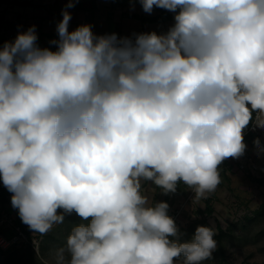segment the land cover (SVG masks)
Here are the masks:
<instances>
[{
  "label": "clouds",
  "instance_id": "clouds-1",
  "mask_svg": "<svg viewBox=\"0 0 264 264\" xmlns=\"http://www.w3.org/2000/svg\"><path fill=\"white\" fill-rule=\"evenodd\" d=\"M76 0H68L67 8ZM135 3L136 0H131ZM174 13L162 33L69 31L55 50L35 26L0 47V179L30 230L46 235L75 213L55 264H202L216 232L190 240L151 202L183 183L199 201L219 168L244 155V130L264 129V0H138ZM254 144L262 153L259 139Z\"/></svg>",
  "mask_w": 264,
  "mask_h": 264
},
{
  "label": "rangeland",
  "instance_id": "rangeland-1",
  "mask_svg": "<svg viewBox=\"0 0 264 264\" xmlns=\"http://www.w3.org/2000/svg\"><path fill=\"white\" fill-rule=\"evenodd\" d=\"M257 155L261 160L258 174L251 175L240 171L237 162L242 158H229L228 162H233L234 165L220 166L224 173H220L221 183L214 192L197 201L192 190L188 189L184 206V203L169 204L172 213H179L175 222L178 230H189L198 222H204L205 225H201H208L215 230L217 248L212 258L202 264H264V153L258 149L257 152H252L251 158L256 160ZM0 183L3 185L2 179ZM149 191L142 186V194L149 198L150 203L164 202V194L160 193L161 190L154 184H151ZM208 202L212 213L207 212ZM199 211L205 213L199 214ZM79 223L86 221H81L80 217L73 213L66 216L63 224L54 225L46 235L31 230L32 237L37 241L34 251L38 258L45 264H55V252L66 245L72 227ZM10 233L13 234L12 231ZM18 248L22 247L3 249V252L6 255ZM176 264H184V257H180Z\"/></svg>",
  "mask_w": 264,
  "mask_h": 264
},
{
  "label": "crops",
  "instance_id": "crops-1",
  "mask_svg": "<svg viewBox=\"0 0 264 264\" xmlns=\"http://www.w3.org/2000/svg\"><path fill=\"white\" fill-rule=\"evenodd\" d=\"M67 4L68 0L0 1V42H14L19 33L26 32L30 27L35 26L37 45L41 48L49 47L55 50L56 46L50 44V41L58 39L57 26L63 19V11L67 8ZM159 10L154 8L151 14L146 13L141 4L133 3L131 0L126 2L123 0H76L73 7L67 8V11L71 13L69 31L89 24L92 26V31L98 36L115 33L118 37H132L134 33L152 31L162 33L174 23V20L148 21V19L159 16ZM2 46L3 44L0 43V47ZM257 139H259L260 145L264 146V133L256 137ZM244 143L246 150L243 156H251L252 152H257L258 148L254 144V140H245ZM256 161L260 165L261 160L258 155ZM229 164L234 165L233 162ZM151 184L147 181L142 182V186L148 192H150ZM159 190L161 189L159 188ZM160 193H163L162 190ZM169 195L170 198H173L171 194ZM155 197L156 194L153 195V199ZM163 197L166 195L164 194ZM184 199L181 197L178 200L177 198L175 204L181 205L184 203Z\"/></svg>",
  "mask_w": 264,
  "mask_h": 264
},
{
  "label": "trees",
  "instance_id": "trees-1",
  "mask_svg": "<svg viewBox=\"0 0 264 264\" xmlns=\"http://www.w3.org/2000/svg\"><path fill=\"white\" fill-rule=\"evenodd\" d=\"M0 1H2V0H0ZM123 1L126 2L129 0H123ZM136 3H139L138 0H136ZM158 9H160V8H158ZM159 12H160L159 16H157L154 19H148V21L150 20L153 22H166V21L174 20L173 19L174 13L169 12V11L164 10V9H160ZM0 43L4 44L6 42L4 41V42H0ZM258 136L259 135H249L245 140H254L255 141L256 137H258ZM226 164L228 167H232L229 164L228 159H226L224 161V163H222L221 166L226 165ZM260 169H261V166H259V164H258V169L256 170L255 173L252 174L250 172H247V174H251V175H255L256 173L258 174ZM219 171H220V173H224L223 168H221V167L219 168ZM263 172H264V170H263ZM187 189H188V187L186 185H184L182 182L178 183L176 191L174 193L166 194L164 202H167V204L169 205L172 202H176L177 198H178V200H180L181 197L186 198L188 196V194H187L188 190ZM169 194H171L173 198H170ZM11 196H12V193H10L0 183V219H2L4 216H10V215L14 216L15 217V226L21 227L22 229H24V231L28 235H30L31 234L30 228L21 221V219L18 215V210L13 208L11 205ZM174 197H176V198H174ZM184 201H185V199H184ZM209 205H210V202H208V204H207V208H206L207 212L212 213L213 212L212 207ZM204 213H205V211H199V214H204ZM168 215L172 218L174 216V213L171 212L170 208L168 209ZM196 223H194V224H196ZM201 224L205 225L204 222L203 223L198 222L195 226H192V228L189 230L188 229L187 230L186 229L179 230V232L181 233V240H185V241L188 240L190 235L195 232V228H197V226H199ZM10 231H12L14 234V228L13 227L9 226L6 223L0 225V234L6 235V236L8 235L10 237L13 235V234L11 235ZM30 238L32 239L31 235H30ZM12 248H14V247H12ZM42 248H43V246H42ZM3 251L4 250L0 248V264H45V263H43V261L41 259L38 258L37 253L34 251L33 247L29 244L27 246H23L22 248H18V250L15 249L6 255L4 254Z\"/></svg>",
  "mask_w": 264,
  "mask_h": 264
},
{
  "label": "built area",
  "instance_id": "built-area-1",
  "mask_svg": "<svg viewBox=\"0 0 264 264\" xmlns=\"http://www.w3.org/2000/svg\"><path fill=\"white\" fill-rule=\"evenodd\" d=\"M258 115V113H253V121L250 123V125L244 130V141L249 135H259L261 136L264 133V129H261L259 127L255 126V118ZM241 160L237 162V165L239 166L240 171L242 172H250L255 173L258 169V163L255 159L251 158V156H241ZM193 193V191H192ZM194 194V193H193ZM178 212L174 214L173 219L176 222L178 216ZM8 224L9 226L14 228V234L12 236H6L3 234H0V248L1 249H9L12 247H23L27 246L28 244L33 247L35 250V245L37 244V241L34 237L32 239L30 238V235H28L24 229L21 227L15 226V217L10 216H4L2 219H0V225L2 224Z\"/></svg>",
  "mask_w": 264,
  "mask_h": 264
}]
</instances>
